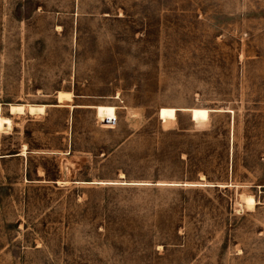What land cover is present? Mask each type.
<instances>
[{"label": "rangeland", "instance_id": "obj_1", "mask_svg": "<svg viewBox=\"0 0 264 264\" xmlns=\"http://www.w3.org/2000/svg\"><path fill=\"white\" fill-rule=\"evenodd\" d=\"M0 114V264H264V0H0Z\"/></svg>", "mask_w": 264, "mask_h": 264}, {"label": "bare ground", "instance_id": "obj_2", "mask_svg": "<svg viewBox=\"0 0 264 264\" xmlns=\"http://www.w3.org/2000/svg\"><path fill=\"white\" fill-rule=\"evenodd\" d=\"M55 94H56L55 97L57 98L58 101L57 105H61L60 102H62L63 100L71 99V93L69 91L58 90ZM44 108H45V104H38V105L27 104L26 107L22 103H15V104L11 103L8 105L9 113H16V114L23 113L25 110L30 114L43 112ZM11 126H12L11 118L9 116H4L0 114V132L10 129ZM255 202L256 200L252 196L250 195L245 196V203L248 206H252V205L254 206Z\"/></svg>", "mask_w": 264, "mask_h": 264}, {"label": "trees", "instance_id": "obj_3", "mask_svg": "<svg viewBox=\"0 0 264 264\" xmlns=\"http://www.w3.org/2000/svg\"><path fill=\"white\" fill-rule=\"evenodd\" d=\"M112 112H115V111H112Z\"/></svg>", "mask_w": 264, "mask_h": 264}]
</instances>
